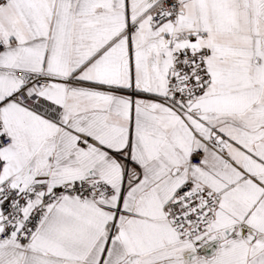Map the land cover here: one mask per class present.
Returning a JSON list of instances; mask_svg holds the SVG:
<instances>
[{
	"label": "snow or ice",
	"instance_id": "1",
	"mask_svg": "<svg viewBox=\"0 0 264 264\" xmlns=\"http://www.w3.org/2000/svg\"><path fill=\"white\" fill-rule=\"evenodd\" d=\"M0 264H264V0H0Z\"/></svg>",
	"mask_w": 264,
	"mask_h": 264
}]
</instances>
